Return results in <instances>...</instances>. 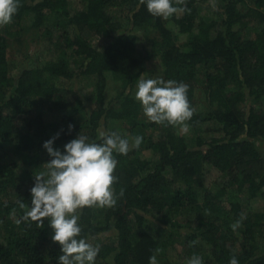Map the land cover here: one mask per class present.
I'll use <instances>...</instances> for the list:
<instances>
[{
  "label": "trees",
  "instance_id": "obj_1",
  "mask_svg": "<svg viewBox=\"0 0 264 264\" xmlns=\"http://www.w3.org/2000/svg\"><path fill=\"white\" fill-rule=\"evenodd\" d=\"M212 1L215 17H200ZM20 5L0 27V264H58L48 220L23 219L34 176L51 159L43 144L59 134L53 147L63 153L79 134L102 143V131L143 139L127 155L113 153L114 188L124 190L116 205L80 211V238H115L100 244L95 264H149L154 254L165 264L193 255L203 264H264V0H186L190 11L167 20L140 0ZM26 30L57 55L11 74L9 43ZM180 35L187 40L178 43ZM145 74L188 86L192 146L181 127L146 119L135 98ZM89 77L92 104L65 86ZM43 106L58 116L46 120Z\"/></svg>",
  "mask_w": 264,
  "mask_h": 264
},
{
  "label": "clouds",
  "instance_id": "obj_2",
  "mask_svg": "<svg viewBox=\"0 0 264 264\" xmlns=\"http://www.w3.org/2000/svg\"><path fill=\"white\" fill-rule=\"evenodd\" d=\"M147 11L156 17L168 19L176 14L190 11L186 0H140ZM175 5V6H174ZM20 0H0V27L12 22L20 7ZM188 86L175 80L163 78L140 79L135 98L142 105L145 116L156 124L179 126L188 130L187 121L191 120L194 109L188 100ZM72 125H69L71 131ZM102 143L90 142L85 135L79 134L64 146L63 153L53 147L57 136L43 144L51 157L43 166L46 171L35 174V185L31 189V207L23 219L37 222L43 227L48 220L53 230L52 240L57 243L62 254L58 264H95L99 245H93L80 238L82 228L79 224L80 211L84 208H111L117 199L124 195L121 189L117 195L115 170L118 164L113 153L127 155L130 142L118 132H100ZM142 137L133 138L132 147L138 148ZM20 209H25L23 202ZM237 220L231 227L233 231L241 226ZM195 243V242H193ZM161 249L157 248L156 253ZM149 264H157V256L150 257ZM187 264H203L198 255H193ZM229 264H239L235 257Z\"/></svg>",
  "mask_w": 264,
  "mask_h": 264
},
{
  "label": "rangeland",
  "instance_id": "obj_3",
  "mask_svg": "<svg viewBox=\"0 0 264 264\" xmlns=\"http://www.w3.org/2000/svg\"><path fill=\"white\" fill-rule=\"evenodd\" d=\"M73 1V7L76 5V0ZM216 2V0H215ZM215 3L207 2L198 8L199 16L203 18H214V10H215ZM166 27H168L170 30L176 33V28L170 21H166ZM187 40V36H179L178 43L185 42ZM56 53L53 49V46L45 41H43L39 36H37V33L33 31H24L21 33L20 37L18 39H15L14 41H11L9 43L8 47V60H9V67L11 69V74L17 73V71L20 69L21 66H35L37 63L46 62L48 60L53 59L56 57ZM38 61V62H37ZM153 78L152 74H145L142 76L141 79H149ZM154 79V78H153ZM94 84V79L92 77L89 78H78L75 79L73 82H70L69 84H66L65 86L67 88H71L75 90L80 97L85 98L88 104H92V86ZM138 84V83H137ZM137 84L135 86V93L137 91ZM112 88V83L109 84ZM200 102V100H199ZM201 109H203V104L200 106ZM42 114L45 116V119L55 118L58 116V113L55 111H50L48 106H43L41 108ZM146 117V116H145ZM146 119H148L146 117ZM182 130V128H181ZM182 134L185 135L186 139L190 142V146L194 144V137L196 136L191 131L187 130L186 132L182 130ZM131 147L132 143L130 142ZM264 146V143H263ZM148 155V153H145ZM9 157L12 161H15L18 163L21 170H24L25 167L22 165V163L19 161L18 157H15L12 152L11 148H9ZM154 160V157H153ZM27 170H31L32 168H26ZM247 194L244 192L240 199L246 198ZM3 234V228L0 225V240L2 239ZM114 235L113 233H105L99 238H92L89 239L88 242L93 245H99L101 243H109L114 241ZM179 253L183 255V250L178 249ZM189 260V259H188ZM187 260V261H188ZM186 260L184 262H187ZM166 260L163 258L162 255L157 256V264H165Z\"/></svg>",
  "mask_w": 264,
  "mask_h": 264
}]
</instances>
